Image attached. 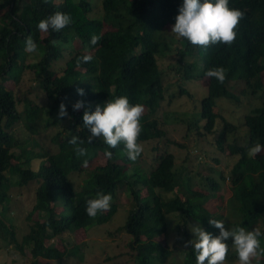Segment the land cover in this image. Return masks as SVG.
I'll list each match as a JSON object with an SVG mask.
<instances>
[{"label": "trees", "instance_id": "1", "mask_svg": "<svg viewBox=\"0 0 264 264\" xmlns=\"http://www.w3.org/2000/svg\"><path fill=\"white\" fill-rule=\"evenodd\" d=\"M182 3L99 0L100 13L92 16L95 8L88 0H0V239L13 243L20 251L27 247L36 259L33 264L64 256L81 259V247L60 251L48 241L110 221L117 210L113 200L122 194L130 197L133 208L117 231L131 236L128 246L136 264H169L174 259V243L182 245L183 257L171 264H196L195 250L186 242L195 238L191 231L195 226L218 235L219 230L208 222L210 218L223 221L227 229L240 226L259 230L258 239L264 249V150L254 157L248 155L251 146L264 145V0H229V7L244 12L236 39L231 45L207 48L194 46L185 38L175 42L167 36L166 26L172 28L175 24ZM57 11L70 15L72 22L59 32L39 31L38 22ZM92 36H98L99 41L91 43ZM28 37L37 43V52L24 51ZM172 52L176 65L171 70L182 77V81L176 80L174 92L168 91L158 66L159 58ZM86 57L91 60L86 61ZM216 67L226 70L223 83L206 75ZM30 75L44 105L31 98V93L17 100L13 90L5 86L8 80L17 86ZM200 79L205 81L206 95L199 104L197 100V122L193 126L188 123L187 130H192L190 133L198 140L213 134L217 121L221 124L214 142L218 150L228 154L229 161L224 164L226 172L217 168L216 175L231 186L224 206L214 195L213 205H209V195L192 191L189 178L183 175L186 170L175 168L174 156L167 151L154 158L149 170L137 165L141 154L136 161L128 159L123 143L115 149L108 148L103 138L87 143L90 132L84 127V112H92L97 105L120 96L144 107L138 144L164 138L166 131L154 119L157 110L165 114L163 104L187 95L182 86ZM232 82L243 83L244 93L251 94L256 102L243 117L247 132L243 142L236 137V126L216 110L217 99L239 101L229 87ZM77 89H83L84 95H79ZM77 101H82L83 107L74 110ZM61 103L68 114L63 118L58 116ZM17 126L31 135L48 127L58 128L50 138L56 151L26 150V141L16 133ZM72 136L85 141L77 146L85 148L87 155H77L76 146L68 143ZM169 141L183 147L175 140ZM15 148L19 149L18 155ZM106 150L113 153L112 159L105 157ZM22 159L30 167L17 168L15 185H27L34 179L39 184L27 216L28 231L17 243L14 230L3 220L11 203V183L5 172ZM34 159L39 161L37 168L30 164ZM208 186L214 191L219 188L213 179ZM97 192L111 194L112 200L108 211L92 218L86 214V201L95 198ZM220 206L224 211L219 213ZM34 214L36 219L32 218ZM226 243L229 251L224 264L239 263L231 238ZM259 264H264V254Z\"/></svg>", "mask_w": 264, "mask_h": 264}, {"label": "rangeland", "instance_id": "2", "mask_svg": "<svg viewBox=\"0 0 264 264\" xmlns=\"http://www.w3.org/2000/svg\"><path fill=\"white\" fill-rule=\"evenodd\" d=\"M88 1L95 8L92 16H97L100 13L99 0ZM166 30L168 32L167 36L176 42L178 37L171 32V27L166 26ZM41 36L43 37L42 34ZM29 59L31 60L32 57H29ZM174 61V52L165 54L158 60V66L163 72L168 91L172 92L177 89L175 84L176 80V83L180 80L182 81V77L178 74V71L175 72L176 76L173 75L174 70H171V67L176 65ZM5 86L7 89L13 90L17 100H21L24 95L31 93V98L34 97L33 99H37L39 104H45L42 101V96L34 87L32 75L24 77L17 86H15L12 80H8ZM229 87L239 97V101L217 99L216 110L228 122L236 126V137L238 141L243 142L247 137V132L243 127V117L249 108L256 105V102L251 94L246 95L244 93L246 86L243 83L232 82L229 84ZM182 88L187 91V95L177 98L173 103L171 101L165 102L162 106L165 114H160V111L157 110L154 119L166 131V136L159 140H149L140 143L143 151L141 153V159L136 161L137 165L143 168H149L150 170V167L155 163L154 158L167 151L174 156L175 168L178 170H186V174L183 173V175L189 178V186L192 191L209 195V205H213L212 201L215 199L211 197L214 195L218 200H222L221 203L224 206L231 195V186L227 181L220 180L216 175L218 172L217 168L226 172L224 164L226 161H229L228 154L225 151L218 150L216 142H214L216 133L221 128V124L217 121L213 134L197 140L192 135L193 133H190L192 130L190 132L187 130V126H189L188 123H190V126H193L197 120L196 102L198 100L197 104H199V101L206 95L205 81L203 79L189 80ZM21 105V103L18 105L19 110H21ZM177 116L181 119L183 118L184 121H181V119L176 120L175 118ZM199 123L202 124V121ZM63 125H66V122H63ZM58 131L59 129L56 127H48L31 135L20 126L16 127L17 135L26 141V150H34L35 152L41 151L42 149L55 152L56 147L50 138ZM186 134L189 136L183 137ZM219 135L217 134V138H219ZM169 140H175L183 144V147L175 146ZM155 148L156 150H154ZM13 151L16 155L20 153L18 148L13 149ZM215 158H217V161H214ZM38 163L39 161L34 159L30 164L33 168H37ZM19 166L25 168L30 167L28 164L25 165L24 159H22L19 161L18 166L13 163L5 172V176L11 183L9 191L11 203L8 205V209L3 216L5 224L14 230L17 243H20L21 238L28 231L29 222L27 216L34 205L35 189L39 184V181L34 179L27 185L16 186L15 182L18 180L16 171ZM212 169H215V172ZM131 170L132 168L129 166L128 171L131 172ZM212 179L218 183L219 188L217 191L211 190L208 186V181ZM128 199L129 201H127ZM113 202L117 204V210L110 221L101 225L92 224L85 230H78L72 234H64L60 237L55 236L48 241L49 244H53L60 251H63L66 247H81V259L75 257L67 258L64 256L61 259L45 261L43 264H136L134 253L128 246L132 240L131 236L125 231H117L119 227L124 225L129 210L133 208L132 201L128 195L122 194L114 198ZM222 211L224 210L220 206L218 212L220 213ZM32 218L36 219V214ZM170 218L171 216H169ZM172 225L170 224V226ZM172 248L174 259L169 264L179 262L183 257V247L181 244L174 243ZM259 259L260 255L253 258L252 264H259ZM35 261L36 259L32 257L27 247H23L20 251L15 248L13 243L8 244L3 239H0V264H33Z\"/></svg>", "mask_w": 264, "mask_h": 264}, {"label": "clouds", "instance_id": "3", "mask_svg": "<svg viewBox=\"0 0 264 264\" xmlns=\"http://www.w3.org/2000/svg\"><path fill=\"white\" fill-rule=\"evenodd\" d=\"M244 12L229 7V0H183L175 17V24L171 32L178 38H185L194 46L207 48L209 45L225 44L231 45L236 39V29ZM72 22L70 15L63 12H55L38 22L37 28L41 32H59ZM99 41L98 36H92L91 43ZM54 46L56 41L51 42ZM38 45L31 37L25 41L24 51L35 53ZM90 61L91 57H86ZM206 75L223 83L226 78V70L223 67L209 69ZM79 95H84L83 89H77ZM83 107L82 101L73 105L74 110ZM144 107L141 104H130L126 96L109 99L103 105H97L92 112L85 111L83 114L84 127L90 132L87 143L91 144L94 139L103 138L108 148L115 149L121 143L124 144L125 154L131 161H136L142 153L143 148L137 143L141 133L140 119ZM67 111L63 103L59 106L58 116L66 117ZM69 144L76 146L74 151L78 156L87 155V150L77 145L85 143L77 136H72ZM264 150V145L256 143L248 149V155L254 157ZM104 155L112 159L113 153L106 150ZM85 166L87 161H84ZM111 194L97 192L95 198L86 201V214L96 217L98 212L110 209ZM209 224L219 230V234L213 236L200 226L191 229L195 238L186 242L194 248L196 253V264H224L229 247L226 241L231 238L235 247L239 264H252V259L264 254L258 237L261 232L257 229L246 230L244 227L236 226L227 229L221 220L209 219Z\"/></svg>", "mask_w": 264, "mask_h": 264}]
</instances>
